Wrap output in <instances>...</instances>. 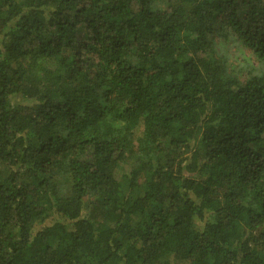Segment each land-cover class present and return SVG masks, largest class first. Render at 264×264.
Segmentation results:
<instances>
[{
	"label": "trees",
	"instance_id": "16d2710c",
	"mask_svg": "<svg viewBox=\"0 0 264 264\" xmlns=\"http://www.w3.org/2000/svg\"><path fill=\"white\" fill-rule=\"evenodd\" d=\"M0 264H264V0H0Z\"/></svg>",
	"mask_w": 264,
	"mask_h": 264
},
{
	"label": "rangeland",
	"instance_id": "374dc122",
	"mask_svg": "<svg viewBox=\"0 0 264 264\" xmlns=\"http://www.w3.org/2000/svg\"><path fill=\"white\" fill-rule=\"evenodd\" d=\"M226 51L229 53V55H230V53H234L235 52V48L233 47V46H229V47H227L226 48Z\"/></svg>",
	"mask_w": 264,
	"mask_h": 264
}]
</instances>
